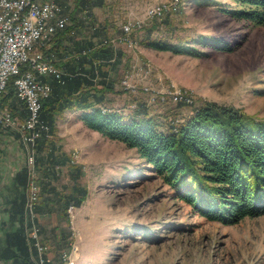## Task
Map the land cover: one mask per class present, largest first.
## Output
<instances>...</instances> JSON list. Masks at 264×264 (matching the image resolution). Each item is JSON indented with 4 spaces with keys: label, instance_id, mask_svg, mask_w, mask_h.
<instances>
[{
    "label": "rangeland",
    "instance_id": "obj_1",
    "mask_svg": "<svg viewBox=\"0 0 264 264\" xmlns=\"http://www.w3.org/2000/svg\"><path fill=\"white\" fill-rule=\"evenodd\" d=\"M170 1L169 7L176 8L179 0H102L90 8L92 21L89 13L79 11L84 25L62 42L72 54L79 41L91 38L100 42L117 36L124 22L138 20L130 30V43H109L124 53L113 73L115 88L120 91L108 92L113 106L127 113L145 102L147 112L163 128L178 124L205 100L264 117V25L224 12V6H238L233 0H181L182 6L166 21L159 19V27L152 34L182 38L204 33L230 41L233 49L198 45L207 54L197 56L138 42L154 17L148 15L147 6ZM73 2L66 0L63 7L67 14ZM101 26L106 27L102 30ZM54 35L38 43L35 52L43 54L41 48L48 47ZM58 57L60 54L55 53L49 58ZM176 89L190 100H177L166 93ZM150 94L157 96L151 100ZM0 107L12 112L10 104ZM74 110L65 108L55 114L54 139L82 164L78 181L88 193L79 206L66 210L70 220L72 215V227L66 225L61 209H55L57 203H45L46 216L37 212L36 220L48 245L64 249L75 242V264H264V215L246 216L235 224L205 218L140 156L135 146L103 135L84 121L69 124L64 120L68 114L77 117ZM35 166L39 181L48 178L58 189L71 183L64 162L52 164L47 160L41 169L35 161ZM55 226L58 229L54 230ZM59 229L68 234L61 244L56 242L62 235Z\"/></svg>",
    "mask_w": 264,
    "mask_h": 264
},
{
    "label": "trees",
    "instance_id": "obj_2",
    "mask_svg": "<svg viewBox=\"0 0 264 264\" xmlns=\"http://www.w3.org/2000/svg\"><path fill=\"white\" fill-rule=\"evenodd\" d=\"M60 1L63 7L66 0ZM72 1L68 14L63 7L70 23L55 33L48 47L41 48L46 57L59 53L60 57L52 61L65 72L59 77H49L51 90L42 99L39 116L47 128H41L35 141L37 167L43 169L41 164L47 160H52V164L64 162L68 166L71 183L63 184L58 189L48 178L41 181L37 179L40 192L34 204L36 215L45 210V203H57L59 205L55 209H61L66 225L70 226L66 212L68 205L79 206L88 193L86 186L78 181L82 164L62 150L54 139L55 114L65 108L80 110L79 117L88 127L119 139L128 146H135L140 156L205 218L223 224H235L246 216L264 215V117L248 113L241 107L211 100L199 102L178 124H169L164 128L154 115L147 112L145 102H139V106L124 113L112 105L108 96V92L120 91L115 88L113 73L124 55L123 51L102 42L103 38L100 42L86 38V41L74 45L72 54H68V45L62 42L84 25L79 11L89 13V21H92L90 8L101 4L102 0ZM233 1L238 6H224L222 10L232 17L264 25V0ZM181 2L179 0L176 8L169 7L162 15L154 16L150 24L145 26L138 42L154 49L197 56L207 54L198 45L221 50L233 49L234 44L230 41L204 33L182 38L170 34H152V30L159 27L156 26L157 21H166L173 10L182 6ZM105 27L101 26L102 30ZM72 29L74 32L71 33ZM8 80L0 92V105L10 104L13 114L24 116L26 108L15 95L14 76ZM19 174L23 191L20 199L16 200L18 206L13 217H17L20 227L7 241V245H12L14 249L9 251L10 248L6 247L3 256H9L17 264H33L30 255L33 254L31 251H35L23 228L27 179L25 166ZM59 230L64 238L61 241V237L56 238L57 244L64 242L68 236L63 229ZM43 241L46 243V240ZM61 250L60 247L56 264H64L59 257Z\"/></svg>",
    "mask_w": 264,
    "mask_h": 264
},
{
    "label": "built area",
    "instance_id": "obj_3",
    "mask_svg": "<svg viewBox=\"0 0 264 264\" xmlns=\"http://www.w3.org/2000/svg\"><path fill=\"white\" fill-rule=\"evenodd\" d=\"M171 2L148 5V15L151 17L161 15ZM67 24L68 16L60 0H0V92L6 86L2 85V78L14 76L15 95L26 108L24 116H16L6 107H0V131H16L17 138L24 148V166L27 174L24 224L30 245L35 251L33 264L53 262L52 247L41 238L34 210L40 192L35 166V141L41 128H47L39 116L42 99L51 90L49 77H59L65 72L51 59L35 52V46L47 41ZM136 24H139L138 20L124 22L119 35L104 38L102 41L112 45L116 42L130 43L129 33ZM171 91L166 93L174 99L190 100L187 94L179 95L178 89ZM156 96L157 94H150V99L154 100ZM72 207L73 205L69 204L67 210L71 211ZM77 252V244L71 241L68 248L59 252L60 260L64 264H72Z\"/></svg>",
    "mask_w": 264,
    "mask_h": 264
},
{
    "label": "crops",
    "instance_id": "obj_4",
    "mask_svg": "<svg viewBox=\"0 0 264 264\" xmlns=\"http://www.w3.org/2000/svg\"><path fill=\"white\" fill-rule=\"evenodd\" d=\"M47 58L51 59L49 57ZM74 111H76L75 113L77 114V117H71L68 114L64 118L69 124L73 122L81 123L83 121L79 117L80 110L76 109ZM24 158V148L17 138V132L14 130L0 131V264H17V262L13 261L9 256H3V252L6 247L10 248L9 251L14 249L12 245H7V241L9 236L19 230L20 227L17 217L14 218L13 214L14 210L17 208L16 206H18L16 200L20 199V194L23 191L21 185L22 177L19 174V171L24 168ZM38 214L46 216L48 215V212H38ZM72 220L71 217L70 227H72ZM24 227L25 226L23 225V228ZM24 230L26 231L25 228ZM41 238L42 240L44 239L42 233ZM54 246L52 245V248ZM58 249L59 248H56V254L54 253L55 258L53 257L55 264L58 263L57 257L58 251L60 250ZM31 252L33 253L30 255V259L32 260L34 252ZM9 253L10 252H8V254ZM77 257L78 252L75 255V258Z\"/></svg>",
    "mask_w": 264,
    "mask_h": 264
},
{
    "label": "bare ground",
    "instance_id": "obj_5",
    "mask_svg": "<svg viewBox=\"0 0 264 264\" xmlns=\"http://www.w3.org/2000/svg\"><path fill=\"white\" fill-rule=\"evenodd\" d=\"M172 3H173V2H172ZM169 6H171V4H170ZM169 6L166 7V9H168ZM8 79H9V77H3V78H2V85H6ZM8 81H9V80H8ZM7 84H8V83H7ZM72 263H73V262H72Z\"/></svg>",
    "mask_w": 264,
    "mask_h": 264
}]
</instances>
